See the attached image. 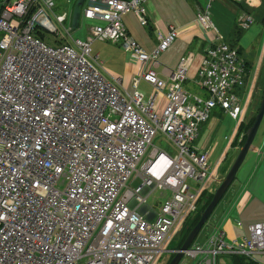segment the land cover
Listing matches in <instances>:
<instances>
[{
    "label": "built area",
    "instance_id": "obj_1",
    "mask_svg": "<svg viewBox=\"0 0 264 264\" xmlns=\"http://www.w3.org/2000/svg\"><path fill=\"white\" fill-rule=\"evenodd\" d=\"M231 1L255 5V0ZM145 4L87 0L82 17L100 24L82 41L64 28L67 14L54 12V0H0V264H154L196 211L200 195L219 186L207 154L191 144L215 108L234 121V136L243 138L238 130L254 100L250 89L244 103L234 90L246 91L247 64L206 9L197 21L214 38L195 80L204 97L183 89L189 53L161 80L155 72L158 57L175 41L178 28L157 30L153 50H143L122 17L133 13L146 27ZM48 13L66 34L62 45H48L40 35L60 36ZM252 21L239 16L242 29ZM94 41L120 46L140 65L131 93L103 75L91 55ZM139 80L151 87L147 99L137 88ZM157 135L172 145L173 155L153 145ZM262 148L264 139L257 152ZM134 179L141 183L131 188ZM155 189L166 197L158 211L147 204ZM247 232L231 241L214 233L183 257L193 264H218L222 255L252 260L264 254V224H250Z\"/></svg>",
    "mask_w": 264,
    "mask_h": 264
},
{
    "label": "crops",
    "instance_id": "obj_2",
    "mask_svg": "<svg viewBox=\"0 0 264 264\" xmlns=\"http://www.w3.org/2000/svg\"><path fill=\"white\" fill-rule=\"evenodd\" d=\"M216 1L217 0H215V2ZM85 2L87 4V0H83L82 5H84ZM219 2L231 8V14L235 17L238 23L237 25H239L238 27H240L239 16L242 14H247L253 18L252 23L247 29H242L241 27L240 29L248 30L254 23L264 26V0H255V5L234 3L231 0H219ZM209 4H211L210 0H146V27H141L139 25L133 13H129L132 14V16L126 14L122 17V23L129 36L134 38L142 49L148 53L153 50L157 43L155 33L157 30L164 34L168 26H176L178 28V37L167 51L158 57V64L155 68V72L161 80L167 81L168 74L175 70L180 58L187 53L191 54V66L190 70H188L187 80L183 84V89L190 93H199L197 94L199 96H204V92L195 84V80H197L196 72L201 57L205 54V49L209 45L208 40L213 39L214 35L213 32L199 24L197 16L199 12H203L206 9L209 10ZM220 8L222 7L220 6ZM222 10L224 11L225 9L222 8ZM126 17L127 19H125ZM134 21H136L141 28L145 29L146 35H141L138 30L134 28ZM239 38L238 36L237 42ZM261 40H257V43H259V41L261 43H259L258 47L249 45L242 48L238 43H229L238 48L239 53L245 60L249 71L248 76H252V78L255 77V81L251 83V93H249V98L254 100V102L250 110L246 113L245 123L241 125L239 128L240 130H238L239 133H243L244 136L250 121L254 119L257 103L261 100L264 92V40H262V42ZM97 42L98 44L94 45L93 50L95 51L94 57L100 60L99 62L103 68L101 72L111 83L131 93L134 90L133 81L135 78H139L142 71L140 65L132 62L129 58V54L120 46L107 42ZM137 88L144 94L145 99L149 97L151 87L147 83L143 80H139ZM237 92L239 94L238 90ZM165 93L166 89L158 96V106L160 107L165 103ZM233 131L234 121L227 114L216 108L211 112L208 120L199 125L198 134L191 144V146L198 151L207 154L210 166L213 168L216 167L215 172H217L216 176L219 178V181L223 179L222 176L227 174L238 154V150L236 151L235 148H240L245 139L243 136L240 140V136H234ZM230 136L231 138L228 141L225 140L226 137ZM262 139H264V130L257 143L251 146L248 151L250 154L247 153L230 185L231 187L233 183H237L239 185L238 191L237 189L232 191L231 196L226 198L224 196L227 190L221 198V200H223L222 203L220 204L219 202L217 204V206L220 205L207 226L209 230L208 235L201 240L204 244L208 237L214 233L222 232L226 241L238 240L248 236V225L255 223L264 224V148L257 152ZM222 157H224V159L221 160L219 165H215ZM153 208L155 209L154 206ZM168 254H170V252H168ZM232 257L237 256H221L218 259V264H237L232 260ZM166 262L164 264H166ZM254 262L260 264L257 260ZM260 262L264 264V258L263 261ZM193 263L192 261V264Z\"/></svg>",
    "mask_w": 264,
    "mask_h": 264
},
{
    "label": "rangeland",
    "instance_id": "obj_3",
    "mask_svg": "<svg viewBox=\"0 0 264 264\" xmlns=\"http://www.w3.org/2000/svg\"><path fill=\"white\" fill-rule=\"evenodd\" d=\"M54 2H55L54 12L56 14L63 13V12H65L67 14V19L63 24L64 28H72L71 27L72 26L71 25V16H72L73 9L75 8L74 5H75L76 0H54ZM209 5H210L209 11H210L211 22H212L213 26L218 30V32L223 36V38L225 39L224 41L226 43H230V44L238 43V45L241 46L242 48H245L249 45H253L254 47H258L260 41H259V43H257V40L258 39L261 40V38H262V40H264V26H262L261 24L254 23L248 30H242V29H240V27H238L239 25H237L238 23L236 22L235 17L232 16L231 8H229L226 4L221 3V2H219V0H217L216 2L215 1L211 2V4H209ZM220 6L225 10L223 11L222 8H220ZM85 7H86V2L83 6H81L79 8V12L82 13L83 8H85ZM48 16H49V20H50L51 24L59 31L60 36H57V40L64 38V36L66 34L63 31L62 26H60L56 22V20L54 19L53 15L51 13H48ZM129 16H132V14H129ZM125 19H127V17ZM96 24H98V22L95 20H88V19H85L83 17H80L79 22H78V27L72 28V31L70 34L72 35L73 39H80V40L84 41L86 38V34H87L88 29L90 27L96 25ZM133 26H134V28H136L138 30V32L141 35L142 34L146 35L145 29L141 28L136 23V21H134ZM40 35L44 36L47 39L46 43L48 45H51V46L54 44L58 45L57 41L54 39V38H56L55 34H51L47 31L46 32L42 31L40 33ZM238 36L240 38L237 42ZM262 40H261V42H262ZM61 42H62V44L65 43L64 41H61ZM95 44H98V42L96 41V43L94 42V44L93 43L91 44V55L92 56H95V51L93 50ZM254 81H255V77L252 78V76H249V78L247 80V84H246V91L244 92V94H242V93L238 94L239 98H241L242 103L245 102L247 90H249V89L251 90V88H252L251 83H253ZM234 91L237 92V89H235ZM195 94H199V93H195ZM249 110L250 109H248L247 111H249ZM263 130H264V117L262 119V122L260 124V127L257 131L256 137H255L252 145H255L257 143L258 139L262 136ZM260 144H261V142H260ZM153 145L156 148H158L160 150H164L165 152H167L171 155L174 154V149H173L172 145L160 135H157V137L154 139ZM248 154H250V152ZM144 159L142 160V162L144 161ZM215 168L216 167H214V168L211 167V170L214 169L211 172V175L213 177H215L217 175V172H215ZM140 183H141L140 179H134L131 182H129V185L131 188H136L137 186L140 185ZM236 189L238 191L239 185L237 183H233L232 186L226 192L224 197L229 198L232 194V191H234ZM161 194H162L161 190L155 189L152 196L147 201V204L150 206H154L156 211H158L163 200L166 198V197H162ZM166 195H168L167 192H166ZM164 196H165V194H164ZM222 201L223 200L220 201V204L222 203ZM219 205L214 210V212L212 213L208 222L202 228V230L200 231V233L196 237L193 244L200 245V246H202L204 244V242L203 241L201 242V240L204 239L208 235L209 230H208L207 226H208L210 220L215 215ZM171 242H169L165 246L162 254L159 255V259L154 264H164L167 261L168 255H169L167 248L169 247ZM238 257H240V256H238ZM263 258H264V254H262V255L258 254V255H255L252 258V260L253 261L257 260L258 263L261 264L260 261H263ZM179 264H192V260L190 258L184 256Z\"/></svg>",
    "mask_w": 264,
    "mask_h": 264
},
{
    "label": "water",
    "instance_id": "obj_4",
    "mask_svg": "<svg viewBox=\"0 0 264 264\" xmlns=\"http://www.w3.org/2000/svg\"><path fill=\"white\" fill-rule=\"evenodd\" d=\"M82 1L83 0H77L75 4V8L73 10V16H72V27L73 28H77L78 26L79 16H80L79 8L82 5ZM263 117H264V92L260 100V103L258 105L256 115L254 116V120L251 126L246 130V133H245L246 136H245L244 143L241 146L235 160L233 161L231 167L229 168L227 174L224 176L220 185L215 190L211 201L209 202L205 210L200 215L198 222L195 224V226L191 229V231L185 238L181 247L178 250L172 251L174 255L168 264H177L178 262H180L183 256V252L194 243L202 227L207 223L208 218L212 214L214 208L220 202L222 196L225 194V192L230 187L231 183L233 182L236 176L238 169L240 168L248 151L250 150Z\"/></svg>",
    "mask_w": 264,
    "mask_h": 264
},
{
    "label": "trees",
    "instance_id": "obj_5",
    "mask_svg": "<svg viewBox=\"0 0 264 264\" xmlns=\"http://www.w3.org/2000/svg\"><path fill=\"white\" fill-rule=\"evenodd\" d=\"M253 120L254 119H252V121H250L248 128L251 126ZM212 196H213L212 194H208L207 192H203L201 194V196L199 197V199L197 201V204H196L195 213L185 220V222L183 223L181 229L179 230L177 235H175L176 237H174L171 240L172 242L170 241L171 244L167 248L168 251H175V250H178L181 247V245L184 242L185 238L187 237V235L189 234L191 229L195 226V224L198 222V220L200 218V215L202 214V212L205 210V208L207 207V205L211 201ZM173 255L174 254L170 252L169 258H168V261L166 262V264L169 263V261L171 260ZM232 260L234 262H236L237 264H257L254 261H249V260H246L243 257H238V256L237 257H232Z\"/></svg>",
    "mask_w": 264,
    "mask_h": 264
},
{
    "label": "bare ground",
    "instance_id": "obj_6",
    "mask_svg": "<svg viewBox=\"0 0 264 264\" xmlns=\"http://www.w3.org/2000/svg\"><path fill=\"white\" fill-rule=\"evenodd\" d=\"M177 37H178V36H177ZM166 51H167V50H166ZM163 53H164V52H163ZM222 180H223V179H222ZM222 180H221V181H222ZM221 181H220V183H221ZM220 183H219V185H220ZM186 250H188V249H186ZM186 250H185V251H186ZM178 263H179V262H178ZM178 263H177V264H178Z\"/></svg>",
    "mask_w": 264,
    "mask_h": 264
}]
</instances>
